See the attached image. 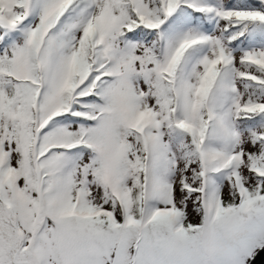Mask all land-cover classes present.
Listing matches in <instances>:
<instances>
[{
    "label": "snow or ice",
    "instance_id": "6c2138e0",
    "mask_svg": "<svg viewBox=\"0 0 264 264\" xmlns=\"http://www.w3.org/2000/svg\"><path fill=\"white\" fill-rule=\"evenodd\" d=\"M0 264H264V0H0Z\"/></svg>",
    "mask_w": 264,
    "mask_h": 264
}]
</instances>
